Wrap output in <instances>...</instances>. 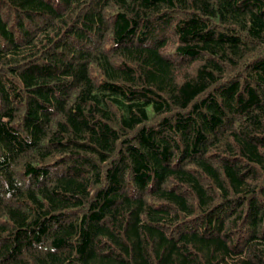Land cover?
<instances>
[{
    "label": "trees",
    "instance_id": "trees-1",
    "mask_svg": "<svg viewBox=\"0 0 264 264\" xmlns=\"http://www.w3.org/2000/svg\"><path fill=\"white\" fill-rule=\"evenodd\" d=\"M0 264H264V0H0Z\"/></svg>",
    "mask_w": 264,
    "mask_h": 264
},
{
    "label": "rangeland",
    "instance_id": "rangeland-1",
    "mask_svg": "<svg viewBox=\"0 0 264 264\" xmlns=\"http://www.w3.org/2000/svg\"><path fill=\"white\" fill-rule=\"evenodd\" d=\"M176 43H177V41H175V38H173V36H172L170 44L168 45L167 51L173 52L175 47H176Z\"/></svg>",
    "mask_w": 264,
    "mask_h": 264
}]
</instances>
